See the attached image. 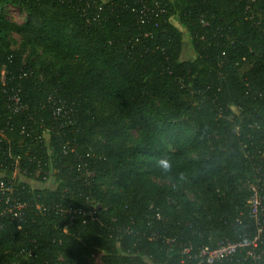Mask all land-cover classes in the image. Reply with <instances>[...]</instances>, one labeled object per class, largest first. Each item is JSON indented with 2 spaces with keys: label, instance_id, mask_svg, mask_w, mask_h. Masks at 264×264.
Returning a JSON list of instances; mask_svg holds the SVG:
<instances>
[{
  "label": "trees",
  "instance_id": "16d2710c",
  "mask_svg": "<svg viewBox=\"0 0 264 264\" xmlns=\"http://www.w3.org/2000/svg\"><path fill=\"white\" fill-rule=\"evenodd\" d=\"M253 184L264 0H0V264H198L183 247L261 227L264 245Z\"/></svg>",
  "mask_w": 264,
  "mask_h": 264
},
{
  "label": "built area",
  "instance_id": "2783aa9c",
  "mask_svg": "<svg viewBox=\"0 0 264 264\" xmlns=\"http://www.w3.org/2000/svg\"><path fill=\"white\" fill-rule=\"evenodd\" d=\"M11 100L13 102L11 107L13 112L21 113L24 110V107L17 94L11 97ZM68 113V110L66 111V109L59 107L55 109L54 115L64 118ZM87 176L89 177L91 174L88 173ZM248 205L251 210V216L254 219L257 220L259 215L264 214V192L260 184L252 185L251 198ZM21 208H23V206L22 204H19L18 209ZM39 209L42 208L39 207ZM262 233L263 228L261 227L258 229V233L250 240L239 242L222 240L219 241L215 247L204 246L196 253H194L191 247L185 246L183 247L181 254L184 258L197 260L198 264H222L226 260L237 255L244 260H250L252 264H264V245L261 240Z\"/></svg>",
  "mask_w": 264,
  "mask_h": 264
},
{
  "label": "rangeland",
  "instance_id": "374dc122",
  "mask_svg": "<svg viewBox=\"0 0 264 264\" xmlns=\"http://www.w3.org/2000/svg\"><path fill=\"white\" fill-rule=\"evenodd\" d=\"M7 13H8V19L13 20L17 23H22L25 19V13L20 12L19 10L13 8V7H8L7 8ZM13 39L17 42H19V37L17 35H13ZM14 46L16 47L17 44H14ZM186 52L187 54L184 56V59H190L193 57V54L190 50V46L187 43L186 46ZM29 183H31L29 181ZM51 183H49L50 185ZM33 186H40V184L37 183H33ZM102 253L99 251H95V253L92 255L91 259H90V264H101V257H102Z\"/></svg>",
  "mask_w": 264,
  "mask_h": 264
},
{
  "label": "clouds",
  "instance_id": "9594fccd",
  "mask_svg": "<svg viewBox=\"0 0 264 264\" xmlns=\"http://www.w3.org/2000/svg\"><path fill=\"white\" fill-rule=\"evenodd\" d=\"M159 166L162 169L167 170L170 167V164L167 160H161V161H159Z\"/></svg>",
  "mask_w": 264,
  "mask_h": 264
}]
</instances>
